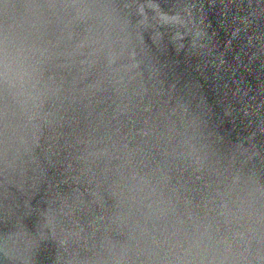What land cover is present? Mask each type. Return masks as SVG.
I'll use <instances>...</instances> for the list:
<instances>
[{
	"label": "water",
	"instance_id": "1",
	"mask_svg": "<svg viewBox=\"0 0 264 264\" xmlns=\"http://www.w3.org/2000/svg\"><path fill=\"white\" fill-rule=\"evenodd\" d=\"M0 264H264V0H0Z\"/></svg>",
	"mask_w": 264,
	"mask_h": 264
}]
</instances>
